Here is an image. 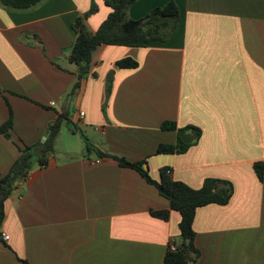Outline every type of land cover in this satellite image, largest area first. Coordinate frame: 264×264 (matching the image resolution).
Instances as JSON below:
<instances>
[{
	"label": "crops",
	"instance_id": "1",
	"mask_svg": "<svg viewBox=\"0 0 264 264\" xmlns=\"http://www.w3.org/2000/svg\"><path fill=\"white\" fill-rule=\"evenodd\" d=\"M90 1L0 5V125L12 117L10 137L0 133V176L19 146L42 142L56 114L67 110L77 128L66 124L70 133L83 140L85 125L94 147L144 161L152 179L165 168L193 188L207 177L229 181L227 204L196 209V261L264 264V0H173L178 18L165 41L98 46L89 74L68 98L75 81L67 60L71 26ZM168 1L136 0L128 17L142 18ZM95 2L86 21L92 31L110 11ZM125 57L138 65L117 67ZM164 122L175 128L162 129ZM185 127L199 134L183 132L193 135L184 151L156 153L159 144L175 145ZM85 150L63 159L53 152L45 165L36 159L15 185L0 226L9 235L0 241V264H163L169 241L180 242L177 211L167 220L151 214L169 209L153 185L112 157Z\"/></svg>",
	"mask_w": 264,
	"mask_h": 264
},
{
	"label": "trees",
	"instance_id": "2",
	"mask_svg": "<svg viewBox=\"0 0 264 264\" xmlns=\"http://www.w3.org/2000/svg\"><path fill=\"white\" fill-rule=\"evenodd\" d=\"M42 0H0V5L15 10H23L37 5ZM136 0H103L110 8L109 13L100 22L98 27L92 31L87 26V19L94 14L98 7L95 0L90 1L87 11L78 14L72 22L74 39L69 48L67 60L74 65L75 81L71 86L69 94H75L82 80L89 74V64L95 49L100 45H123L141 47L153 41H165L178 18V7L173 0L163 6L154 7L145 16L139 19L128 17L129 6ZM57 67L58 64H55ZM115 65L119 68H134L138 62L130 57L117 60ZM94 75V73L92 74ZM111 74L108 76L107 85L110 83ZM70 113L63 110L48 125L46 137L42 142L19 146V156L14 160L6 174L0 176V226L6 212V202L11 195L15 183L25 178L31 168V157L36 151L37 161L45 165L46 158L53 153L55 140L63 125L70 122ZM12 127L11 112L4 124L0 125V133L10 137L9 129ZM162 129H173L175 126L169 122L161 124ZM189 128L194 130L198 136L199 130L195 127L178 128V141L175 145L159 144L156 153H174L184 151L188 144L180 140V135ZM77 129V128H76ZM85 147L94 151L102 157H112L122 167L134 169L145 181L153 185L159 194L167 199L169 209L151 211L152 216L167 220L170 211H177L180 215L178 231L180 242L175 251L167 250L163 264H199L196 261L198 250L195 248L193 239L195 231L193 221L198 207L207 204L225 205L229 202L232 193V184L223 179L207 177L199 188H193L186 183L171 179L166 169L160 170L158 180L152 179L147 169L143 168L144 161L131 162L123 156L103 152L93 146L88 139L80 133ZM259 179L263 178V166L260 162L254 164ZM188 241V242H186ZM193 255V257L191 256Z\"/></svg>",
	"mask_w": 264,
	"mask_h": 264
},
{
	"label": "rangeland",
	"instance_id": "3",
	"mask_svg": "<svg viewBox=\"0 0 264 264\" xmlns=\"http://www.w3.org/2000/svg\"><path fill=\"white\" fill-rule=\"evenodd\" d=\"M68 98H70L69 95ZM85 127H86L85 125L79 127L82 130L83 135L87 133ZM85 149L86 148L84 147L83 140L77 134L70 133L67 127L63 125L60 133L58 134L55 140L53 152L56 159H63L64 157H68L69 155L79 157L81 153L87 152ZM94 153L92 152L91 154L94 155ZM36 159H37V154L36 151L34 150L32 157L30 159L31 163L34 164L36 162Z\"/></svg>",
	"mask_w": 264,
	"mask_h": 264
},
{
	"label": "built area",
	"instance_id": "4",
	"mask_svg": "<svg viewBox=\"0 0 264 264\" xmlns=\"http://www.w3.org/2000/svg\"><path fill=\"white\" fill-rule=\"evenodd\" d=\"M50 105H54V102H51ZM80 115H83V112H80ZM168 172L169 170L166 171V173ZM23 179L24 178L20 179L18 182L15 183V185L20 184ZM8 239H9V235L4 231H0V241H7ZM177 245L178 244L175 243L173 240H170L168 248L171 251H175L177 249Z\"/></svg>",
	"mask_w": 264,
	"mask_h": 264
},
{
	"label": "water",
	"instance_id": "5",
	"mask_svg": "<svg viewBox=\"0 0 264 264\" xmlns=\"http://www.w3.org/2000/svg\"><path fill=\"white\" fill-rule=\"evenodd\" d=\"M68 127L72 128L73 130H75L76 128L74 127L73 123L72 122H68L67 124ZM193 138V135L190 134V133H183L181 135V140L184 142V143H188L192 140ZM188 242V241H186Z\"/></svg>",
	"mask_w": 264,
	"mask_h": 264
}]
</instances>
